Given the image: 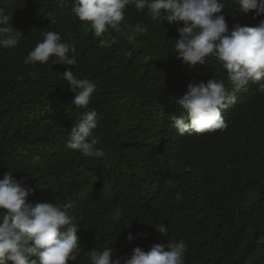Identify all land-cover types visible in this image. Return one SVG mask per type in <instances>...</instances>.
Segmentation results:
<instances>
[{
  "label": "trees",
  "instance_id": "16d2710c",
  "mask_svg": "<svg viewBox=\"0 0 264 264\" xmlns=\"http://www.w3.org/2000/svg\"><path fill=\"white\" fill-rule=\"evenodd\" d=\"M66 2L71 0H0V8L13 15L12 26L24 34L14 48H0V179L8 171L17 179L27 177L23 186L33 203L60 197L71 185V162L96 163L66 146L72 126L95 108L99 125L93 134L98 139L94 147L103 150L106 160L131 166L137 156L147 155L145 151L161 159L164 191L157 206L183 207L197 220L202 234L231 230L238 235L233 248L213 250L205 245L201 252L187 253L188 264H264V133L257 136L264 130L253 141L246 140V132H238L230 143L204 151L185 139L167 136L154 115L165 109L169 99L175 104L181 73L204 75L208 69L190 68L176 58L178 31L159 18L147 22L146 34L136 33L134 44L101 47V38L85 32V22ZM223 3L233 6L232 0ZM44 31L58 32L63 41L75 45L76 66L52 65L51 60L24 63ZM68 67L78 78L97 85L88 109L72 105L75 94L61 74ZM184 82L179 80L181 85ZM259 100L258 94L243 96L234 111L236 119L248 118L252 108L264 111ZM234 163L237 166L230 168L228 164ZM126 171L127 167L120 170ZM168 179L175 181V187L167 184ZM177 192L182 199H176ZM115 208L124 218L126 233L147 228L146 203L138 210L130 205ZM178 225L173 221L168 235L152 237L150 244L162 243L161 237H176ZM133 236L127 248L149 243L145 233ZM78 237L80 255L68 264H90L88 252L112 241V236L108 243L100 239L87 222H81ZM116 246L126 249L119 238Z\"/></svg>",
  "mask_w": 264,
  "mask_h": 264
},
{
  "label": "clouds",
  "instance_id": "9594fccd",
  "mask_svg": "<svg viewBox=\"0 0 264 264\" xmlns=\"http://www.w3.org/2000/svg\"><path fill=\"white\" fill-rule=\"evenodd\" d=\"M66 5L85 22V32L101 38V47L110 48L115 42L134 44L136 33L146 34L147 22L159 18L178 31L176 58L190 68L204 65L200 69H208L204 75L181 73L175 104L169 99L165 109L154 115L157 127L167 131V136L185 139L204 151L230 143L238 132H246V140L252 141L264 133L263 110L252 108L242 122L234 112L249 94H258L257 104L264 107V0H232L233 6L228 7L223 0H71ZM12 16L0 8V48H14L24 35L10 23ZM42 36L25 57L26 65L50 60L52 65H77L74 44L63 41L55 31H44ZM72 69L61 73L75 94L72 105L88 109L97 85L78 78ZM181 79H185L183 85ZM98 125L99 114L93 108L72 126L66 146L97 164L71 162V185L53 202L29 201V190L23 186L27 177L17 179L11 171L4 173L0 179V264L77 261L81 222H87L106 243L112 236L104 248L88 252L90 264H188L187 253L201 252L202 246L214 250L238 243V235L231 230L200 233L197 220L183 207L167 210L157 206L164 191L161 159L144 150L147 155L137 156L131 166L106 160L103 150L94 147L98 146L93 135ZM125 167L126 173H121ZM167 184L175 187L172 179ZM176 199H182L179 192ZM145 203L147 228L126 233L124 218L115 206L138 210ZM172 213H176L174 219ZM173 221L179 223L177 236L161 237L162 243L151 245L152 237L168 235ZM138 232L145 233L149 243L127 248ZM118 238L126 249L117 248Z\"/></svg>",
  "mask_w": 264,
  "mask_h": 264
}]
</instances>
